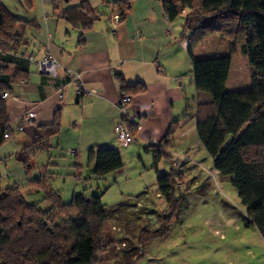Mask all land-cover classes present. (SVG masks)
I'll list each match as a JSON object with an SVG mask.
<instances>
[{"label":"trees","instance_id":"16d2710c","mask_svg":"<svg viewBox=\"0 0 264 264\" xmlns=\"http://www.w3.org/2000/svg\"><path fill=\"white\" fill-rule=\"evenodd\" d=\"M132 1L112 2L125 17ZM162 3L167 18L172 21L188 9L182 37L190 39L188 52L193 61L196 89L211 97V101L198 106L197 133L213 159L214 169L222 176H231L246 208V224L257 227L264 239V0H162ZM76 7L86 15L94 13L87 0ZM92 20L86 21L84 26L89 28ZM33 23L34 19L14 14L0 0V145L14 134L8 100L15 96L13 84L28 78L29 61L23 59L20 50L25 43L26 29ZM208 35L229 41V54L196 58L193 47ZM239 52L249 57L251 84L230 90L226 84L233 56ZM36 63L38 65V60ZM145 88L142 82L122 84L123 93L132 96V92ZM61 116V109H58L53 122L40 125V133L33 135L28 146L47 147L51 137L61 131ZM21 119L23 126H27L24 113ZM121 120L128 123L135 135L139 125L124 116ZM172 133L170 129L166 141ZM165 140L152 143L146 149L154 152L159 192L168 208L164 211L147 208L149 215L159 216L161 225L141 227L136 237L137 245H133L138 249L134 252L144 250L151 239L169 231L188 192L178 186L181 172L176 166L179 162L173 163L172 155L165 151ZM77 152L76 149L70 151ZM164 156L173 164L170 171L161 173L158 165ZM17 157L31 166L28 153H19ZM89 160L97 178L118 171L125 164L121 151L115 147L93 146L89 149ZM2 178L0 172V264L107 262L112 255L117 256L111 221L133 214L131 209L148 195L145 190L114 207H108L97 193L75 194L71 201L64 202L50 187L48 179L41 177L30 182L45 190V205H42L29 202L18 183L4 186ZM138 253L133 256L134 261L141 257ZM128 258L131 261L132 254L129 257L127 254Z\"/></svg>","mask_w":264,"mask_h":264},{"label":"crops","instance_id":"0c3cea01","mask_svg":"<svg viewBox=\"0 0 264 264\" xmlns=\"http://www.w3.org/2000/svg\"><path fill=\"white\" fill-rule=\"evenodd\" d=\"M83 1L40 0L27 14L16 13L25 19H34L35 23L26 29L25 43L20 50L23 59L29 61L28 78L13 84V95L18 99L8 100L14 133L22 132L32 140L35 133H40V125L53 122L58 109L62 115L60 133L52 136L49 145L42 148L48 151L49 159L40 166L36 178L46 177L50 186L59 179L61 173L55 172L60 171L59 160L50 151L53 144H63L62 140L67 141L65 147L71 149L69 153L78 150L76 154L70 153L76 157L71 164L81 171L84 149L89 154L93 146L117 148V142L122 146L136 142L137 147L146 149L152 143L163 142L170 129L173 133L165 140L164 148L172 155L173 163L180 160L181 166L187 157L172 151L171 147L174 148L188 130L197 131L198 106L211 101L209 94L196 89L193 61L189 46L187 48L190 39L182 37L188 9L182 12L184 20L177 23V18L173 21L167 18L162 0H146L142 5L133 4V0L129 14L114 21L113 16L119 13L114 0H87L94 9V13L89 14L92 17L77 9ZM88 20H92L89 28L84 26ZM229 52L230 42L213 35L204 37L193 47L196 58ZM48 54L57 63L56 77L40 71L36 63ZM233 63L234 56L226 84L230 90L233 89L230 88ZM73 73L81 74L91 94L79 95ZM124 82L146 84L144 90L132 92L130 114H137L141 104L149 105L151 110L150 115L136 118L139 129L134 141L127 144L120 142L115 134V126L123 116L119 104ZM27 111L32 115L31 126H23L21 119L22 113ZM191 119L195 121L190 128L177 130ZM29 150L33 148L21 153H28L30 157ZM156 197L163 203L161 210L166 209L168 204L162 194L157 192ZM150 203L153 202L150 200Z\"/></svg>","mask_w":264,"mask_h":264},{"label":"rangeland","instance_id":"374dc122","mask_svg":"<svg viewBox=\"0 0 264 264\" xmlns=\"http://www.w3.org/2000/svg\"><path fill=\"white\" fill-rule=\"evenodd\" d=\"M2 1L14 14H27L34 4H40V0ZM134 3L142 5L147 1L134 0ZM183 20L184 14L181 13L176 22ZM188 46L189 42L187 48ZM187 59L189 60V57ZM233 65V86L230 88L239 90L249 86L252 70L248 55L239 52L234 56ZM186 73L190 74L189 71ZM194 121L189 120L185 127L177 130L182 132L190 128ZM188 131L174 148L171 147L172 151L187 157L176 169H181L178 184L188 192L169 231L163 236L151 239L139 253L134 252L138 248L133 247L137 245L136 237L140 228L145 225L157 228L161 225L159 216L149 215L147 208L157 207L159 211L168 208L166 206V209L161 210L164 208L163 203L156 197L159 186L157 170L154 167V152L147 151L144 146L137 147L134 144L136 142L122 146L116 141L115 146L121 150L124 157V167L97 178L92 173L86 149L82 150L83 165L81 171H78L75 165L71 164L76 157L69 153L71 149L65 147L67 141L62 140L63 144L60 146L52 145L50 153L57 155L60 167V171L55 172L61 175L58 180L51 182L50 187L60 194L64 202L71 201L75 194L97 193L101 194L108 207H114L129 196L140 194L145 189L148 191L146 196L150 197L140 200L136 208L131 209L133 214H125L111 221L117 240V256L112 255L108 262L100 264H133V256L137 253L141 257L136 259L134 264H264V239L257 227L246 224V208L231 182V176L214 172L213 159L203 146L197 131ZM30 142L28 136L16 132L2 144V183L4 186L18 183L29 202L45 205V190L32 185L30 181L39 176L40 166L48 161L49 153L42 148L28 146ZM30 147L33 148V151L29 150L32 164L28 166L17 156L23 149ZM172 164V160L164 156L158 165L159 172L170 171ZM150 200L153 203H150ZM134 209H137L136 212ZM125 250H128L127 253ZM127 254L128 257L132 254L131 261L127 259Z\"/></svg>","mask_w":264,"mask_h":264},{"label":"built area","instance_id":"2783aa9c","mask_svg":"<svg viewBox=\"0 0 264 264\" xmlns=\"http://www.w3.org/2000/svg\"><path fill=\"white\" fill-rule=\"evenodd\" d=\"M122 18V15L120 13H117L113 16L114 21H119ZM38 67L40 71L47 72L49 75L56 77L58 75V66L51 54H48L45 56V58L38 61ZM73 82L76 86V89L78 93H81L83 95L91 94L92 90H89L86 88V85L81 77L80 73H73ZM7 96V94H5ZM14 99H18V97L14 96ZM133 103V96L129 93H122L121 102L119 104L120 110L124 117H127L129 121L136 122L137 117H143L146 115L151 114L150 106L147 104H141L139 107V111L135 115H131L129 112V107ZM24 118H25V124L27 126H30L31 124V118L32 115L29 111L24 112ZM137 123V122H136ZM115 134L117 139L124 143H131L135 139V135L132 133V130L127 122L124 120H120L116 126H115ZM214 172L216 174H219V170L214 169ZM178 186L181 188L182 186L178 184Z\"/></svg>","mask_w":264,"mask_h":264}]
</instances>
